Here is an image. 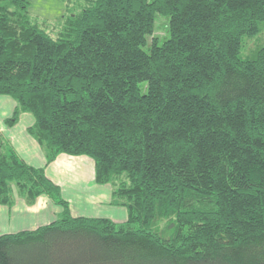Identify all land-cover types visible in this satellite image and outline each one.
Masks as SVG:
<instances>
[{"label":"trees","instance_id":"trees-1","mask_svg":"<svg viewBox=\"0 0 264 264\" xmlns=\"http://www.w3.org/2000/svg\"><path fill=\"white\" fill-rule=\"evenodd\" d=\"M63 2L40 24L29 0H0V95L16 102L6 123L30 113L46 162L91 158L127 219L72 216L0 137V205L15 189L62 207L0 234V264H264V42L243 54L264 0Z\"/></svg>","mask_w":264,"mask_h":264},{"label":"crops","instance_id":"crops-1","mask_svg":"<svg viewBox=\"0 0 264 264\" xmlns=\"http://www.w3.org/2000/svg\"><path fill=\"white\" fill-rule=\"evenodd\" d=\"M15 106L13 98L0 95V137L26 164L43 168L46 177L59 187L71 215L106 218L114 223L125 222L127 210L114 202L113 186L95 182L93 160L84 155L61 153L51 162H46L42 148L28 132L34 123L30 113L21 112L14 124L6 123ZM13 192L14 204L11 207L0 205V234L35 229L54 221L62 212V207L45 194L36 197L34 203L29 205L17 196L15 189ZM74 203L76 208L72 209Z\"/></svg>","mask_w":264,"mask_h":264},{"label":"rangeland","instance_id":"rangeland-1","mask_svg":"<svg viewBox=\"0 0 264 264\" xmlns=\"http://www.w3.org/2000/svg\"><path fill=\"white\" fill-rule=\"evenodd\" d=\"M30 1H31L30 13L32 14L33 18L36 19V21L38 20L40 24L41 23L44 24L45 21L58 20L61 17V15H63L65 10L69 9L68 7H66V5H64L63 0H30ZM52 23L54 24V22ZM166 25H167L166 19L157 14L153 35L159 39L164 38L167 32ZM262 42H264L263 26H261V31L257 36H255L254 38L246 39L244 41L245 51H243V54L250 53L251 50L254 49L256 43H262ZM75 208L76 205L74 203L72 205V209Z\"/></svg>","mask_w":264,"mask_h":264}]
</instances>
